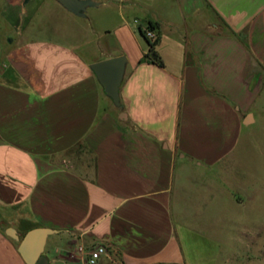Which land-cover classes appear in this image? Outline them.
<instances>
[{
  "label": "crops",
  "instance_id": "0c3cea01",
  "mask_svg": "<svg viewBox=\"0 0 264 264\" xmlns=\"http://www.w3.org/2000/svg\"><path fill=\"white\" fill-rule=\"evenodd\" d=\"M93 1L83 18L39 0L24 20V0H0V264H26L9 227L57 230L49 264H86L98 245L97 264H188L178 168L221 165L256 123L264 0ZM45 8L58 25L34 40ZM122 55L118 109L91 65Z\"/></svg>",
  "mask_w": 264,
  "mask_h": 264
},
{
  "label": "rangeland",
  "instance_id": "374dc122",
  "mask_svg": "<svg viewBox=\"0 0 264 264\" xmlns=\"http://www.w3.org/2000/svg\"><path fill=\"white\" fill-rule=\"evenodd\" d=\"M37 3L18 13L27 19ZM52 15L45 8L32 22L28 34L34 40L53 33L58 23ZM68 24L88 33L85 24ZM254 114L256 123L244 129L238 148L221 165L178 168L177 193L185 198L176 219L188 264H264V80Z\"/></svg>",
  "mask_w": 264,
  "mask_h": 264
},
{
  "label": "water",
  "instance_id": "95a60500",
  "mask_svg": "<svg viewBox=\"0 0 264 264\" xmlns=\"http://www.w3.org/2000/svg\"><path fill=\"white\" fill-rule=\"evenodd\" d=\"M31 0H24L27 5ZM69 12L78 17H86L89 7L97 6L93 0H56ZM126 56H117L91 65L99 83L102 85L106 95L113 101L114 105L121 109L120 88L126 71ZM120 118H127L126 113L120 114ZM253 121L250 114L246 119V124ZM57 232L48 227H38L28 231L21 237L14 227L6 229V235L19 243L18 251L26 264H49V258L45 255L46 245L50 235Z\"/></svg>",
  "mask_w": 264,
  "mask_h": 264
},
{
  "label": "trees",
  "instance_id": "16d2710c",
  "mask_svg": "<svg viewBox=\"0 0 264 264\" xmlns=\"http://www.w3.org/2000/svg\"><path fill=\"white\" fill-rule=\"evenodd\" d=\"M157 28H158L157 25H154V24H149V26H148V29L152 30V31H156ZM143 34H144V37L146 38V40L148 41V44H149V52H148L146 57L151 62L162 66L163 65L162 60H161L159 54L157 53V46L161 40L160 33L158 32V34H156L157 36L154 40L148 38L147 31L143 32Z\"/></svg>",
  "mask_w": 264,
  "mask_h": 264
},
{
  "label": "built area",
  "instance_id": "2783aa9c",
  "mask_svg": "<svg viewBox=\"0 0 264 264\" xmlns=\"http://www.w3.org/2000/svg\"><path fill=\"white\" fill-rule=\"evenodd\" d=\"M147 36L148 38L154 40L157 35L154 31L147 30ZM106 252V247L103 245L96 246L90 251L86 264H97V262L106 254Z\"/></svg>",
  "mask_w": 264,
  "mask_h": 264
}]
</instances>
